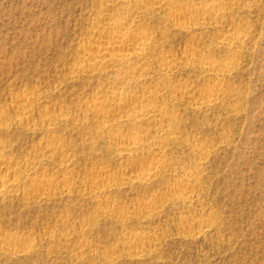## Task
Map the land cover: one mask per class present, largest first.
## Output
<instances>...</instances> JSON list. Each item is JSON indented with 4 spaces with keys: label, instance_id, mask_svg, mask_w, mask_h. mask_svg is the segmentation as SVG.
<instances>
[{
    "label": "rangeland",
    "instance_id": "1",
    "mask_svg": "<svg viewBox=\"0 0 264 264\" xmlns=\"http://www.w3.org/2000/svg\"><path fill=\"white\" fill-rule=\"evenodd\" d=\"M220 1L233 3L224 21L237 23L235 29H181L175 23L182 19L168 20L171 6L149 8L135 19L129 32L151 35L149 73L145 84L120 85L112 82L117 71L111 68L81 70V50L102 43L92 35L100 25L94 17L99 0H0V161L13 165L0 179L16 183L0 193V236L19 242L5 250L0 241V264H264V0ZM233 31L245 34L241 42L232 48L219 43L220 34ZM187 51L214 63L229 60L234 69L214 75L179 65L163 73L161 58L178 63ZM217 79L223 83L217 102L193 104ZM178 86L189 91L176 95ZM120 90L158 93L156 108L166 107L174 118L167 123L174 133L162 148L164 164L145 182L129 181L111 131L160 132L114 119L106 129L90 108L105 91ZM21 94L30 100L25 122L17 117ZM48 139L59 149L37 155ZM200 145L207 156L198 164L194 149ZM195 163L200 183L192 201L169 199L168 190ZM28 173L47 175L56 190L29 191ZM108 179L119 184L89 192L91 182ZM151 198L159 208L143 213L139 207ZM106 207L127 220L104 214ZM133 232L149 237L137 250L121 244Z\"/></svg>",
    "mask_w": 264,
    "mask_h": 264
},
{
    "label": "bare ground",
    "instance_id": "2",
    "mask_svg": "<svg viewBox=\"0 0 264 264\" xmlns=\"http://www.w3.org/2000/svg\"><path fill=\"white\" fill-rule=\"evenodd\" d=\"M176 1L99 0V12H97L94 17L100 25L92 32V35L102 43L91 44L89 42L84 48L83 46L81 47L83 48L80 52V57L83 62L81 70L90 69L104 71L111 68L117 71L112 76L113 83L121 85L130 81L143 84L145 81L144 77L149 73L147 64L148 62L150 63L151 57L148 54V44L151 40V35L145 30L130 33L128 28L131 23L136 21L135 19L140 18L142 15L145 16L144 13L147 9L152 8L159 10L165 7H173ZM178 4L179 5L174 6L173 9L170 10L171 12L169 13L168 20L170 22H175L179 18L182 19L179 24L175 23V26H180L181 29L196 30L203 26H225L228 28H232L233 26L235 29L237 25V23L232 20H228V23L224 21L225 12L228 8L233 6V3L230 1L210 0L209 3H196L194 0H182L181 3ZM118 14H124L125 17H115V15ZM188 24H190V26ZM242 34H236V32H234L233 34L231 33V35H226L222 33L218 37L219 43L231 47L233 44L235 45L241 42L245 37V34ZM171 61V59L168 60L167 58H161L159 60L164 74L179 65L196 66L200 68L202 72L214 75H226L234 69V64L229 60L221 63H214L210 57L202 54L195 55L190 51L186 52L184 58L180 62L176 63L174 61V63H171ZM122 70H129V75L122 73ZM221 80H223V78H221ZM222 89L223 83L220 79H217L213 84L202 90L200 96L193 98V104L213 105L217 102L216 99L222 92ZM187 91H189V88L186 86H178L175 88L176 95L179 96ZM108 93L109 92L105 91L101 98L95 97L96 99L90 101V108L93 111L94 117H96L106 129H108V122L110 119H114L120 123L125 121H137L149 124L154 128L156 127L157 131L161 134L159 136H151L146 129H140L141 127H138V130L132 132H125L118 129H112L111 131L115 140L112 145L113 149L126 160L124 169L131 174L129 181L145 182L156 175L164 164L162 148L168 144L167 139H171L174 133V130H172L167 123L169 124L174 118L169 114L166 107L156 108L155 102L161 100L158 93L129 94L121 90L117 92L113 91V93L109 95ZM18 100L20 103V113L17 117H19L20 122H25L29 118L28 115L31 114L28 108L30 100L23 94H21V97H18ZM3 116L4 115L0 114V123L4 118ZM46 116L45 114V117ZM58 149L59 144L57 141L48 139L43 143L37 155L42 156ZM155 151L157 155H154ZM194 151L199 164L200 161L204 160L207 156V146L200 145L198 148H195ZM136 155L140 157H136ZM141 157L144 159L143 161ZM6 161L7 160L0 161V176L2 175V177L6 175L4 173L9 172L8 170L13 166ZM196 163L178 178L177 186L168 190L167 196L169 199L181 202L192 201L194 193L200 183L196 175V169L199 168ZM17 170L19 171V169ZM2 177L0 179V193L6 187L13 188L16 184L14 183L15 180L7 178V176H4V178ZM25 178L30 180V183L27 185L28 190L31 192L36 190L40 195L51 193L57 188V184L47 175L28 173ZM102 184L99 185L98 183L91 182L88 186L89 192L101 193L103 190L117 186L119 183L113 179H108L105 184ZM158 208L159 202L155 198L149 199L139 207L143 213ZM103 213L115 215L119 222L127 220L126 214L110 207L104 208ZM203 219L205 222H208L210 217L209 215H205ZM194 223L195 222H191L188 226H193ZM198 223L199 222H196L195 225ZM0 239L3 245L2 248L5 250H13L19 243H16L13 237L8 238L0 236ZM143 240H149V237L145 236L143 233L133 232L129 234L127 238L123 239L121 244L126 249L137 250V247L141 245ZM134 252L135 254L139 253V251Z\"/></svg>",
    "mask_w": 264,
    "mask_h": 264
}]
</instances>
